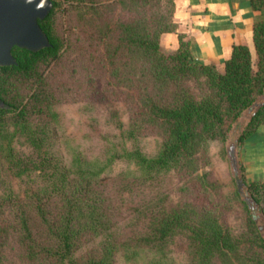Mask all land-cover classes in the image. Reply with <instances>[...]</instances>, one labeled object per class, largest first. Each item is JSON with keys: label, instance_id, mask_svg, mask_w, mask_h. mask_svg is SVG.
Listing matches in <instances>:
<instances>
[{"label": "rangeland", "instance_id": "obj_1", "mask_svg": "<svg viewBox=\"0 0 264 264\" xmlns=\"http://www.w3.org/2000/svg\"><path fill=\"white\" fill-rule=\"evenodd\" d=\"M53 1L50 23L63 45L55 65L37 67L50 103L31 115L42 138L41 150L29 144L11 114L0 121V264H61L44 253L28 259L23 255L15 238L19 211L26 212L31 232L45 247L55 244L47 234L52 218L73 213L80 228L73 253L78 260L97 256L101 246H108L113 264H229L215 258L200 261L184 230L163 242L155 238L157 223L184 204L209 210L239 240L240 255L234 264H262L256 237L264 239V201L254 188L264 186V114L253 124L254 133L239 145L236 138L252 118L244 109L224 140L208 142L205 158L193 171L151 168L139 156L150 160L158 155L161 131L132 115V105L124 101L131 92L122 85L131 86L135 79L130 75L127 82L107 73L102 35L108 33L114 41L122 36V24L174 29V0H110L98 5L95 15L89 5ZM253 18L264 21V5ZM164 34L159 36V48L168 54L172 51L162 45ZM251 66L256 72L254 50ZM24 80L17 85L20 94H27L26 86L32 84ZM263 88L254 100L262 97ZM232 148L238 177L255 202L252 212L236 191ZM44 157L49 160L45 172L37 163ZM76 193L83 197L76 200ZM251 213L258 216L261 228L254 220L250 224ZM91 217L100 224L93 232L84 227ZM145 236L150 239L147 243L142 241Z\"/></svg>", "mask_w": 264, "mask_h": 264}, {"label": "trees", "instance_id": "obj_2", "mask_svg": "<svg viewBox=\"0 0 264 264\" xmlns=\"http://www.w3.org/2000/svg\"><path fill=\"white\" fill-rule=\"evenodd\" d=\"M49 1L51 7L48 13L37 20L38 28L46 39V46L30 50L14 45L10 48L13 63L0 64V121L11 114L15 127L19 128L29 144L38 151L42 147V138L34 129L36 123L31 115H37L50 103L47 102L44 77L40 76L37 67L39 64L53 62L55 65L62 56L60 51L63 45L50 23L56 3ZM74 1L89 5L88 9L94 11L95 15L98 5L110 0ZM249 3L252 11L261 12L264 0H250ZM173 12L174 4L172 16ZM170 23L174 25L173 22ZM121 27L122 36H117L114 41L110 40L108 33L102 35L107 73L125 80L131 75L135 79L131 86L123 83V89L131 92L123 99L132 105V115L159 128L162 135L158 155L150 160L140 156L139 159L151 168L175 167L178 171H193L197 168V162L205 158L208 142L214 139L224 140L226 132L231 129V123L237 121L264 86V21H256L252 25L253 50L258 58L256 72L251 66V52L244 44L232 46L222 70H219L213 64L197 60L191 53L190 41L181 35L178 36L176 50L168 54L161 52L160 34L173 32L176 25L171 30H149L139 23L134 27L129 24H122ZM124 51L130 52V55H126ZM24 79L32 84L29 88L26 86L27 94H20L17 85L23 83ZM263 114L264 104L252 116L247 127L238 134L236 142L239 145H243L254 133L253 124ZM12 152L13 149L10 148L9 154ZM37 163L40 170L45 172L49 160L44 157L39 162L37 160ZM254 189L264 201V186H256ZM76 195V200L83 197L77 193ZM258 199L254 198L255 201ZM25 215L26 212L19 211L15 214L14 221L18 225L15 238L27 259L44 253L46 256L52 255L61 264H113L112 250L108 246H101L97 256L85 260L73 258L77 248L75 241L80 231L78 224L73 221V213L65 211L58 218H52V222L48 224L47 234L55 240L52 247H45L34 236ZM166 217L157 223V240L163 242L173 232L184 230L188 233L192 251L200 261L208 263L212 258L228 261L229 264L237 261L240 255L239 240L209 210L184 204ZM250 220V224H253L252 219ZM262 225L264 228V222ZM99 226L97 218L91 217L84 227L93 232ZM149 240L146 236L142 238L144 243ZM256 240L264 264V239L257 234Z\"/></svg>", "mask_w": 264, "mask_h": 264}, {"label": "crops", "instance_id": "obj_3", "mask_svg": "<svg viewBox=\"0 0 264 264\" xmlns=\"http://www.w3.org/2000/svg\"><path fill=\"white\" fill-rule=\"evenodd\" d=\"M250 0H174L173 32L162 35L165 50H176L178 36L190 41L193 56L221 70L231 48L244 44L252 53L254 13Z\"/></svg>", "mask_w": 264, "mask_h": 264}, {"label": "water", "instance_id": "obj_4", "mask_svg": "<svg viewBox=\"0 0 264 264\" xmlns=\"http://www.w3.org/2000/svg\"><path fill=\"white\" fill-rule=\"evenodd\" d=\"M50 7L49 0H0V64L13 63L10 48L14 45L30 50L46 46V39L38 28L37 20L44 18ZM263 104L264 88L262 97L254 100L246 108L247 114L252 117ZM229 156L236 191L252 212L255 209V202L249 198L244 190L243 180L238 177L235 169L234 148L229 150ZM251 217L261 228L258 216L251 213Z\"/></svg>", "mask_w": 264, "mask_h": 264}]
</instances>
